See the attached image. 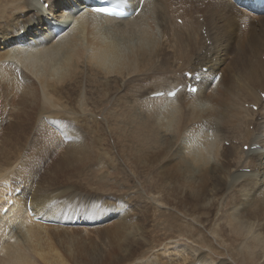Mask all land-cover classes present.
I'll use <instances>...</instances> for the list:
<instances>
[{
	"label": "bare ground",
	"instance_id": "1",
	"mask_svg": "<svg viewBox=\"0 0 264 264\" xmlns=\"http://www.w3.org/2000/svg\"><path fill=\"white\" fill-rule=\"evenodd\" d=\"M21 1L0 0V21L3 23L0 25V95H10L8 86H15V90L20 92L18 98L11 99L9 103L6 101V105L3 99L4 104L0 105V127L11 131V135L0 133V139L6 145L0 152V264H73L77 258L72 261L70 243H75L82 250L94 247L95 239L102 240L106 236L107 243H117L116 240L126 241L138 231L137 225H129L120 215L115 220L113 214L122 206L119 202L106 207L108 200L111 202L110 197L87 198L86 194L79 193L76 196L71 194V189L62 193L61 187L63 163H82L85 160V148L81 145L91 131L83 124L90 118L81 120L75 114H84L90 108L97 116H104V127L101 126L104 133L95 147H88L93 148V152L87 159V170L94 173L96 166L107 169L110 158L101 161L99 152L103 145H109L106 132L114 133L111 122L118 111L114 113L115 109L104 108L99 100L120 98L119 94L130 87L134 104L130 113L123 112L122 117L126 119L125 123L130 124L132 134L129 139L116 136L115 144L123 146L124 140L128 139V142L139 143L143 149L156 146L161 138L166 142L165 147H159L161 149L157 152L144 149L141 155H128L134 165L138 168L141 165V172L152 170L157 174L154 180H144L143 185L150 182L158 192L165 179L171 181L170 199L166 204L171 210L185 213L207 231L217 234L220 249H214L209 238L206 243L223 258L220 264H233L226 260L227 256L237 264H264V8H256L249 4V0H125L130 10L142 11L129 19L118 20L92 13L86 0H24L22 7L16 6ZM175 5L181 8L177 16ZM23 6L27 11L22 17ZM7 8L14 10V14L11 10L6 13ZM197 9L209 14L210 17L202 15L204 23L200 22ZM180 19L182 25L178 22ZM253 19H257V25ZM239 20L246 23L243 39L240 38L243 21L238 24ZM56 28L61 32L59 35L53 33ZM138 34L141 40L134 43L131 37ZM126 38L132 47H124L120 43ZM253 54L259 55L257 64L252 61ZM9 58L22 65L30 73L24 74L39 84L40 107H37V95L27 87L28 81L25 82L16 66L6 64ZM180 62L182 66H179ZM141 72H148L147 77H141L144 74ZM188 74H192L191 79ZM217 75L215 92L213 78ZM100 76L104 82L98 79ZM84 78L86 84L96 91L90 94L91 98L82 92ZM114 78L121 79L124 89L119 86L116 92L120 81ZM127 79H131V86H128ZM197 79H201L200 84L195 83ZM145 80L152 81L142 84L141 81ZM189 84L198 86L196 97L188 94ZM167 85L168 88L158 89ZM179 86L183 90L174 99H169L167 94ZM154 87V91H149ZM160 92L165 93L163 99L146 97ZM182 96H186L188 102L170 104ZM140 97H145V100ZM247 104L251 108H245ZM10 105L15 114L7 115L10 122L7 124L6 108ZM36 107L39 108L37 118L32 116ZM61 107L69 108L75 118L68 119L69 122L55 120L61 125L58 132L54 127L50 128L51 124L44 129L42 123L45 122L40 123L38 115L47 113L54 119L57 116L53 110ZM11 119L17 121L13 123ZM77 123L84 129L85 136H82ZM193 123L195 131L189 135V125ZM203 127H207L210 133L207 130L202 134L205 131ZM250 127H253L252 131ZM19 131L20 136H27L25 144L31 140L28 152L32 156L38 155L37 160L23 157L27 153L22 156V146L18 147L16 155L11 152L12 146L9 152L12 157L7 156L10 138ZM185 134L191 137L192 143H197L195 147L188 144L187 138L184 139ZM60 136L72 137L71 151L68 148L64 157L55 155L53 164L50 162L51 173H43L45 176L40 173L38 179L40 168L51 150L54 152V141H58ZM226 141L231 142L229 148L224 145ZM177 142L184 143L187 151L182 153L178 149L174 155L170 152L172 164L168 165L163 176H159L161 172L156 166H160L167 158L168 150ZM126 157L124 153L122 158ZM20 159L21 163L15 165ZM245 169L254 173H242ZM104 172L94 173L91 186L104 185L107 171ZM141 172H137L138 175ZM120 174L123 175L121 180L125 181L124 174ZM18 180H21L20 184ZM68 195L82 199L75 200ZM5 209L7 213L4 215ZM165 216L163 213L160 217ZM142 217L147 220V216ZM113 221L118 222L102 235ZM178 221L179 218L170 213L165 222L176 229ZM80 222L86 224L84 231L95 229L96 235L80 238L81 230L76 226ZM45 223L59 228L48 227ZM153 227L155 229V225ZM146 230L144 233L152 236L153 231ZM91 239L92 242L89 241ZM130 243L135 245L119 244L117 249L111 248L104 256L98 249L94 252L80 250L77 256L90 264H132L137 259L136 255L144 256L147 251L138 240L132 239ZM61 244L65 247L66 260L58 252ZM119 251L127 252L125 257H119ZM191 257L186 260L180 258V264H186L187 260L189 264H209L204 255ZM175 260L158 259L159 264H179Z\"/></svg>",
	"mask_w": 264,
	"mask_h": 264
},
{
	"label": "rangeland",
	"instance_id": "2",
	"mask_svg": "<svg viewBox=\"0 0 264 264\" xmlns=\"http://www.w3.org/2000/svg\"><path fill=\"white\" fill-rule=\"evenodd\" d=\"M23 2H24V0H22L19 3V5H16V6L22 7ZM201 2H202V0H201ZM45 7H46V9H48L47 5ZM174 7L176 9V16H177V15L180 14L179 11H180L181 8H180L179 5H175ZM77 8L78 7H76V9ZM186 8H187V6H186ZM9 10H11V8H9V9L7 8L6 13L10 12ZM26 11H27L26 8L23 6L22 11L20 12L22 14V17L25 16L24 14H26ZM46 12H48V11H46ZM242 12H246V11L242 10ZM12 13L14 14V10L12 11ZM196 13L198 14V17H200V22L201 23L205 22V17H203L202 15H204V16L207 15V17H210L209 14H206L204 12V10H202V9H197ZM186 16H187V12H186ZM187 18H190V17L187 16ZM20 20H22V19L20 18ZM253 20L255 21V23L257 25L258 24L257 19H253ZM60 21H62V20H60ZM174 21H175V19H174ZM55 22L56 21L53 20V23H55ZM178 22H179L180 25H182V20L181 19L178 20ZM240 22H242V24H241L242 27H240V30L242 31V34L240 35V38L243 39L244 36H245L246 23H245L244 20H239L238 24ZM0 23H1L0 25H3L2 21H0ZM174 24H175V22H174ZM156 34H157L158 37H160V32L158 30H157ZM204 35H205V37H207L206 33H204ZM131 40H133L134 43H138V40H141V38L139 37V34H138V36L134 35L133 37H131ZM120 43L123 44L124 47H126V45H128L127 44L128 43V39L126 38ZM209 44H210V41L207 42L208 46H209ZM128 46L132 47V44L129 43ZM14 50H16V49H14ZM257 57L259 58V55L253 54V56H252V61L254 63H256V64H257V61H258ZM6 61H7V63H6L7 65L10 64V65L16 66V70L19 73H21V75H23V78H25V82L28 81V86L27 87H28V89H30L31 92H33L34 94L37 95L36 96V97H38L36 99V102L38 103L37 107H40L39 92L41 90L38 88L39 84L36 85L33 82L32 78H30V76L24 74V72L25 73H28V72L22 65H20L19 63L15 62L14 60H12L10 58L7 59ZM160 63H162V61H160ZM179 66H182V62H180ZM203 72L206 73L207 72L206 69H204ZM142 73H144V74L141 75V77H144V78L147 77L148 72H141V74ZM28 74H30V73H28ZM138 75H140V74H138ZM155 77H157V76L155 75ZM100 78H101V76L98 77V79L101 82L105 81L104 79L102 80V78L101 79ZM217 78H218V75L213 78V83L215 84L213 86V90L215 92H217V84H216V81H217L216 79ZM35 79H36V82L38 83V80H37L36 76H35ZM137 79H139V78H137ZM115 80H117V81L119 80L120 81L119 85H117L115 90H117L120 87H122L124 89V83L121 81V79L117 78ZM199 80L200 79H197L195 81V83L196 84H200V83H198ZM142 81H141L142 84H146L148 82H151L152 80H148V81L145 80L144 82H142ZM126 82H128V86H131L129 84L131 82V79H127ZM8 88L9 89H7V90L10 92V95H7V96L6 95H0V103H1L0 105L1 106L6 101L9 103V102H11V99L18 98V96L20 95V92H18V90H15V88H16L15 86H14V88H13V86H8ZM164 88H168V85H167V87L165 86L163 88H158V89H164ZM76 89L78 90L79 87H77ZM83 89H84V91L82 90V92H86V95H88L90 98L92 96L90 94L91 93L94 94V92H96V91L93 90V86H91L90 84H86V79L85 78H84ZM155 89L156 88L154 87V88H151L149 91H154ZM118 91L119 90H117L116 92H118ZM83 94L85 96V93H83ZM188 94H190V93L188 92ZM119 96H121V97L117 98V99H112L111 101H107L105 99L99 100L101 103H103V107L104 108H108L110 111L115 109V110H113L114 113L118 111L117 112L118 115L114 116V118L112 119V122H111V126H112V128H114V133L115 134L114 133L112 134V133H110V131L107 130L106 134L109 135V136L106 137V141L108 142L109 145H103L101 150H100V152H99L101 161H105V159L108 160L110 158V162L108 163L110 167H108L106 169V168H103L102 166H100V167L96 166L95 167V172H94L97 175V174L105 173L104 171H107L106 180L104 182V185H92L91 186L92 178H93V176L95 174L92 171L87 170L88 167H89L87 159L92 155V152H93V148L89 149L88 147H90V146L95 147L96 144L99 142L102 134L104 133V130L102 129V127H104L103 124H102L104 116L103 115L97 116L94 111H92L90 108H87L86 113H84V114H75L81 120H83V119H85L87 117L90 118V119H87V120H85L83 122V124L88 126L89 129L91 130L90 131L91 133L88 132V134H87L86 141L84 140L85 143L81 145L82 147L85 148V151L83 152V155H85V160L82 163L81 162L79 163V162H76V161H66V162H64L65 164L63 163L64 166L62 165V167H61V187L63 188V192L62 193H65V191L66 192L67 191L70 192V189H71L72 190L71 194H74L76 196L79 193V194H86L87 198L94 197V198H98V199L99 198L104 199L106 197H110V201L111 202H109V200H108L106 207L114 205V203L116 201L119 202L120 204H122V206L120 207L121 209L119 208L120 209L119 211H116L113 214V216H115V220L118 217H120V216L124 217L123 220H125V222H127L129 225H133V226L137 225V229H138L139 232L136 231L137 230L136 229V230H134V232L135 231L136 232L133 233L129 239H127L126 241L125 240H122V241L116 240L117 243H112V242L111 243H107L106 239L108 237H106V236L103 237L102 240L95 239L94 242H93V246L94 247L89 246V247H87L85 249H82V250L80 249V246H79V248H77V245L75 243H70V245L72 246L71 247V250H72L71 251L72 252L71 258H72V261H73V258H75V259L77 258V260L73 264H90L86 260H83V259L79 258L77 256L78 253H81V252H94V249H98L100 252L102 251L101 254L104 256L105 254L110 252L111 248L115 249V247H116V249H117V246L119 244H125V245H127L129 247L131 245H135V244L130 243L132 239L133 240H138L139 242L143 243L145 245V251H147L144 256L136 255L137 259H135L134 262L131 261V262H133L132 264H154V263L155 264H157V263L159 264L158 259L160 257L163 260H166V261H170V260L175 258L176 259L175 262L180 264V260H179L180 258H182L183 260H186V258L188 256H190V257L192 256L191 258L194 259L195 257L198 258L199 255H204L207 258V260L209 261L208 262L209 264H220V262H221V260L223 258L219 257L215 253V251L211 247H209L208 243H206L207 239L209 238L211 240L210 242H211L213 248L214 249H220L221 246H220V243L218 242L217 234H214L213 231H207L201 225L197 224L194 221L193 218L186 217L185 213L182 214V212L178 213L176 211L171 210L170 206H168V204H166V202H169V199H170V192H171V187H172L171 186L172 185L171 181L168 180V179H165L158 192L154 191V189L152 188L153 185H151L150 182L146 186L143 185L144 180H148V181L154 180V178L157 177V174L153 173L152 170L146 171V173H145V171L141 172L142 171V168L140 167L141 165L139 164V168H138V165H134L133 161H132V158L129 157L128 155L131 154V153H133V154H140L141 153L142 154L144 149H145L144 151H147V152H151V151L157 152L158 150L161 149V148L159 149V147H165L166 142H165V140L163 138H161L160 139L161 141L159 143H157L156 146L152 145V146H148V147L143 148V149H142V147L139 146L140 145L139 143H135V142H133V140L128 142V139L130 138V136L132 134V128H131L130 124L125 123V121H124L125 118L122 117V113L123 112L124 113H127V112L130 113L131 106L134 104V99H133V96H132L131 87H130V89H128V91L126 90V91L122 92L121 94H119ZM164 96L158 97L156 99H163ZM196 96H197L196 94H193L192 97H196ZM146 97L147 98L149 97L150 99H154L152 97V95L151 96L149 95V96H146ZM185 97L186 96H182L181 98L179 97L177 100L173 101V104H172V102L170 104L171 105H174V104L181 105V103H183V102H186V101L188 102V100ZM3 99H4V103H3ZM139 99L145 100V97H140ZM6 103L4 105H6ZM163 103H166V102H163ZM170 104H167V105H170ZM143 105H144V102L140 105L141 111H143V108H144ZM37 107L33 111L34 114L32 116H36V112L39 109V108L37 109ZM150 107H151V105H150ZM63 108L61 107V108H56L55 110H53L54 111L53 112L54 116H57L54 119L52 118L53 120L50 117H48L47 113L44 116H41L39 114L38 115V121L40 123H42V122L46 123V124L42 123L43 124L42 127L44 129H47V127L50 126V125L48 126V124H51L50 128L54 127V129H56V131L58 132V130L61 128V125L55 123L54 122L55 120H59L60 122L61 121L67 122L68 119H70V121H71V120H73L75 118V116L72 114V112L69 110V108H67V109H65V108L63 109ZM219 108L222 109V107H219ZM245 108H251V107H249V105L247 104V105H245ZM6 109H7V111H6V116H5V122H7V124H9L10 122H8L9 119H8L7 115L13 114L12 116H14L15 112H13V109H12L11 105L8 106ZM254 110L255 111L257 110L256 107H254ZM99 112H101V110ZM113 112H111V113H113ZM138 112H139V110L136 111V113H138ZM1 113H4V112H1ZM36 118H37V116H36ZM203 120L209 121L208 119H203ZM12 121L14 123L15 121H17V119H11V122ZM259 122H261L260 119H259ZM77 124H78V126H80L78 128H79L80 132H82V134H83L82 136H85V131L82 128V126L79 123H77ZM91 125H93V126H91ZM194 125H195L194 123L189 125V130H188V132L190 133V134L188 133L189 135H192L194 133V131H195ZM67 126H68V124H66V127ZM72 126H70V127H72ZM74 128L76 129V127H74ZM97 129H99V130H97ZM120 129H122V130H120ZM130 129H131V131H130ZM202 129L205 130V131L203 130L204 132H201L202 134L209 131V129L207 127L206 128L203 127ZM250 130L252 131L253 127H250ZM92 131H93V133H92ZM116 132L118 133L117 135H116ZM212 132L213 131H211V133ZM0 133L1 134L2 133H6L8 135H11V131L3 129L2 127H0ZM95 133H96V135H95ZM208 133H210V131ZM20 134L21 133L19 131L17 134L12 135V138H10L11 141L8 140V141H10L12 143V145H11L10 142L7 145V146L10 145L9 147L6 148L8 150L10 149L9 151H6V152H8L7 156L9 154L8 157H12L11 153H9L11 151L12 146H13V148H12L11 152L14 153L15 155H16L18 147L22 146V148H23L22 149L23 152H21V153H23L22 156L25 154V152L27 153L23 157L30 156V158L33 157V160H37L36 158H38V155L32 156L31 153L28 152V151H30L29 143L31 144V140L29 139L28 143L25 144L26 141H27V136H20ZM33 134H32V137L35 135V134L34 135ZM91 134H92V136H91ZM127 134H128V136H127ZM212 134L214 135L215 133L213 132ZM97 135H99V136H97ZM118 135L128 137V139L124 140L126 142L123 144V146L119 145L120 148L118 147V145L115 144V142H116L115 137L118 136ZM18 136L21 139H19ZM66 136H70V135L66 134ZM188 136H186V134H185L184 135V139L187 138V141L188 140L190 141V142H188V144H191L192 143V140H190L191 137H188ZM67 138H69V137L62 136V138H61V136H60V137H58V141H54V145H55L54 146V152H52V150H51V153L45 159V162L43 163V166L40 168L38 179L41 176L40 173H42V174L43 173H45V174L46 173H48V174L51 173V169L50 168H52L51 167L52 164H53L52 162H54L56 157H58L59 155H61V157L66 156L68 154V148H69V151H71V146H73L72 144H73L74 141H72V140L71 141H66ZM95 138H96V140H95ZM69 139H72V137H70ZM22 140H23V142H22ZM3 144H5V142L2 143V139H0V152L3 151L4 148L6 147V145H3ZM18 144H20V145L18 146ZM58 144H59V147H58ZM61 144H63V145L61 146ZM133 144H136V145H133ZM230 144H231V142H229V141H226L224 143L225 147H227V148L230 147ZM69 145H70V147H69ZM127 145H128V147H127ZM130 145H132V146H130ZM157 145H158V147H157ZM196 145H197V143H192L191 144L192 147H195ZM129 148L131 149V151H130ZM253 148H251V150H253ZM15 149H16V151H15ZM178 149H181L182 153H185L187 151L184 148V143H178L177 142L176 145H173V147H171V150L170 151L168 150L169 153H168V156L166 158L168 160L165 159L166 161L165 160L162 161L163 163L161 162L160 166L159 165H158V167L156 166V168L159 169L158 172H161L160 174L158 173L159 176H163L164 175V171L167 170L168 165L171 166L172 159H170V158L173 157V155L176 153V151ZM170 152L173 153V155ZM263 152H264V150H263ZM54 153H57V154H54ZM124 153L127 155V157L125 159L122 158ZM55 155H57V156L54 157ZM177 159H179V157H177ZM21 161L22 160L20 159L15 165H19L21 163ZM50 162L52 164H50ZM168 162H170V163H168ZM161 165L164 166V167H162ZM165 166H166V169H163V168H165ZM120 168H122V169H120ZM123 169H124V171H123ZM153 170H155V169H153ZM137 172H141V174L139 173V175H138ZM148 172H152V173L150 174ZM120 173L124 174V176L126 178L125 181L121 180L123 175H121ZM242 173L253 174L254 172L251 171L250 169H245V170H242ZM45 174H43V176H45ZM152 174H156V175H152ZM240 174H241V172H240ZM168 178H170V177H168ZM88 179H91V180L88 181ZM168 181H169V183H168ZM17 183L20 184L21 180H18ZM68 196H71V195H68ZM71 197H73V196H71ZM28 198H29V196H28ZM61 198H64V197H61ZM73 198L75 200H81L82 199V198H79V197H73ZM141 206H143V207H141ZM140 209L142 210V212L140 211ZM149 209L150 210L152 209V210L150 211ZM5 210L3 211L4 215L7 213V210L6 211ZM136 212L138 213V215L140 217L137 215ZM163 213H165V215L168 218H169V214L170 213H173L175 216H177L179 218V221H178V223L176 225V229H173L174 225L172 226V224H170V223L167 224L168 222H165L168 219L166 216L165 217H160ZM154 214H157V215H154ZM143 215L145 216V218L147 216V220L144 219V217H142ZM148 215L149 216L151 215L150 216L151 219L148 218L149 217ZM162 219H165V220H162ZM145 220L147 222L144 223ZM44 221L47 222V220H44ZM156 221H157V223H156ZM116 222H118V221H113L109 225H107L109 227H107L105 229V231L103 232L102 235L106 234L108 232V230L111 228V225H113ZM45 224L48 227L56 226V225H53L51 223H45ZM139 224H140L141 227H139ZM144 224L146 226L147 225H149V226L148 227L145 226L146 227L145 228ZM154 225H155V229H153ZM76 226L78 228H80V230H81L80 233H79V237L80 238L87 237V235H89V234H90L91 237L96 235L94 233V231H93L95 229H88L87 228V230L84 231V229H85L84 226L86 227L85 223L80 222V223H77ZM56 227L59 228L58 226H56ZM104 227H106V226H104ZM104 227H101V228H104ZM145 229H147L146 231H151V232L153 231V233L151 234L152 236L149 237L148 234H145L144 233ZM169 229L171 231H169ZM65 235L68 236V234H65ZM202 239L205 240V242ZM89 241L92 242V239L89 240ZM172 247L175 248V250H173ZM64 249H65V247L61 244V247H59V251L58 252L61 254L62 258H64L66 260V257H64V255H67V254L65 253ZM80 250H81V252H80ZM119 253H120L119 257L123 258V257H125V253H127V252L119 251ZM200 253H202V254H200ZM226 260L229 261L230 263L237 264L228 256H227ZM67 263L68 264H72L70 262H67ZM185 263L189 264L190 261L187 260ZM204 264H207V263H204Z\"/></svg>",
	"mask_w": 264,
	"mask_h": 264
},
{
	"label": "snow or ice",
	"instance_id": "3",
	"mask_svg": "<svg viewBox=\"0 0 264 264\" xmlns=\"http://www.w3.org/2000/svg\"><path fill=\"white\" fill-rule=\"evenodd\" d=\"M95 10L100 11V12H107L108 11V9H106V8H97ZM192 91H195V89H192Z\"/></svg>",
	"mask_w": 264,
	"mask_h": 264
}]
</instances>
